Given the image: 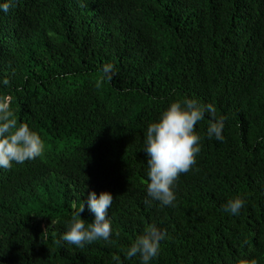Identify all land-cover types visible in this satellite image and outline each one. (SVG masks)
<instances>
[{
	"label": "trees",
	"instance_id": "1",
	"mask_svg": "<svg viewBox=\"0 0 264 264\" xmlns=\"http://www.w3.org/2000/svg\"><path fill=\"white\" fill-rule=\"evenodd\" d=\"M0 98L44 143L0 169V264H139L124 253L147 225L165 233L150 264H264V0H14ZM183 98L212 104L224 139L207 114L194 126L200 152L162 206L145 192L144 131ZM88 191L112 193L115 235L77 248L59 237Z\"/></svg>",
	"mask_w": 264,
	"mask_h": 264
},
{
	"label": "clouds",
	"instance_id": "2",
	"mask_svg": "<svg viewBox=\"0 0 264 264\" xmlns=\"http://www.w3.org/2000/svg\"><path fill=\"white\" fill-rule=\"evenodd\" d=\"M12 6L14 0H0V12L7 14ZM114 74L113 64H105L95 86L99 88L102 82L111 81ZM3 83L8 82L5 80ZM206 114L207 137L223 141L224 118L215 115L212 104L201 105L191 98L171 102L155 121L147 125L142 151L147 157L148 166L145 192L151 200L162 206L173 205L177 178L192 168L200 152V136L194 126L203 121ZM43 150L44 143L38 133L25 123L18 124L7 99L0 98V169H9L13 164L31 161L40 157ZM112 202L113 195L108 191H101L99 194L88 191L84 202L75 207L59 239L77 248H84L94 242H110V237L115 235L108 217ZM85 203L92 213L90 223L81 218ZM244 205L245 200L237 196L228 199L223 210L236 216ZM164 239L163 231L147 225L143 233L130 243L124 255L127 259L138 258L139 264H150L159 255Z\"/></svg>",
	"mask_w": 264,
	"mask_h": 264
}]
</instances>
